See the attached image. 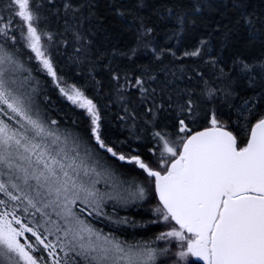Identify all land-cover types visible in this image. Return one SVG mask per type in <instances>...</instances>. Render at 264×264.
Listing matches in <instances>:
<instances>
[{"label": "snow or ice", "instance_id": "obj_1", "mask_svg": "<svg viewBox=\"0 0 264 264\" xmlns=\"http://www.w3.org/2000/svg\"><path fill=\"white\" fill-rule=\"evenodd\" d=\"M0 264H264V0H0Z\"/></svg>", "mask_w": 264, "mask_h": 264}, {"label": "trees", "instance_id": "obj_2", "mask_svg": "<svg viewBox=\"0 0 264 264\" xmlns=\"http://www.w3.org/2000/svg\"><path fill=\"white\" fill-rule=\"evenodd\" d=\"M37 75H42V73H37ZM53 99L56 100V95H53ZM70 104V102L68 101H63L61 102L60 100H57V105L59 106V108L63 111L66 110L68 108V105ZM53 115L58 117V114L55 112V109H53ZM148 206L146 205L145 208H147ZM109 208V207H107ZM109 211L111 212V208H109ZM144 212V209L138 208V207H130V208H117V213L119 216L123 217V216H128V217H135L137 223L136 228H133L131 226V224L124 226L125 228H127V232H117L116 234L118 236L123 235L125 239H129L131 237V234L133 232H135V234L138 237H144V238H148L151 235V232H147L144 230V228L150 227V226H141L140 225V221L141 220H147L150 219L151 217L148 215H142V213ZM91 220V223L96 226L97 228L103 229L105 232H111L114 231V229L110 226V222L107 221V219L104 217H97L95 214H93L92 217L89 218ZM151 231H159V229L157 228H152ZM194 259V258H192Z\"/></svg>", "mask_w": 264, "mask_h": 264}, {"label": "rangeland", "instance_id": "obj_3", "mask_svg": "<svg viewBox=\"0 0 264 264\" xmlns=\"http://www.w3.org/2000/svg\"><path fill=\"white\" fill-rule=\"evenodd\" d=\"M101 187H103V185H101ZM106 207L112 208V205L108 204ZM130 207H135V206H129L128 208H130ZM109 208H108V213L111 214V212L109 211ZM117 208H120V207H117ZM105 218L107 219L106 216H105Z\"/></svg>", "mask_w": 264, "mask_h": 264}, {"label": "water", "instance_id": "obj_4", "mask_svg": "<svg viewBox=\"0 0 264 264\" xmlns=\"http://www.w3.org/2000/svg\"><path fill=\"white\" fill-rule=\"evenodd\" d=\"M194 259H196L195 257H193Z\"/></svg>", "mask_w": 264, "mask_h": 264}]
</instances>
